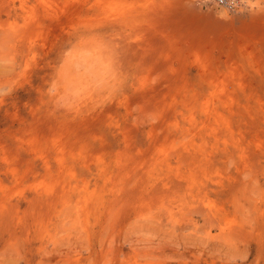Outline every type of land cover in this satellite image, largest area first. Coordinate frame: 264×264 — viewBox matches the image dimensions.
<instances>
[{"label": "rangeland", "instance_id": "374dc122", "mask_svg": "<svg viewBox=\"0 0 264 264\" xmlns=\"http://www.w3.org/2000/svg\"><path fill=\"white\" fill-rule=\"evenodd\" d=\"M0 264H264V0H0Z\"/></svg>", "mask_w": 264, "mask_h": 264}, {"label": "built area", "instance_id": "2783aa9c", "mask_svg": "<svg viewBox=\"0 0 264 264\" xmlns=\"http://www.w3.org/2000/svg\"><path fill=\"white\" fill-rule=\"evenodd\" d=\"M216 2H217V3H222V4H223V3H226L227 0H216Z\"/></svg>", "mask_w": 264, "mask_h": 264}]
</instances>
